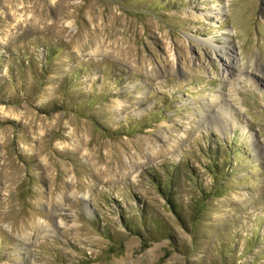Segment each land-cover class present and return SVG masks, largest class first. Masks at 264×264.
<instances>
[{"label":"rangeland","instance_id":"1","mask_svg":"<svg viewBox=\"0 0 264 264\" xmlns=\"http://www.w3.org/2000/svg\"><path fill=\"white\" fill-rule=\"evenodd\" d=\"M0 264H264V0H0Z\"/></svg>","mask_w":264,"mask_h":264},{"label":"bare ground","instance_id":"2","mask_svg":"<svg viewBox=\"0 0 264 264\" xmlns=\"http://www.w3.org/2000/svg\"><path fill=\"white\" fill-rule=\"evenodd\" d=\"M232 65H234V62H233V60L231 61L230 59H229V63H228V65H227V67H231ZM226 69V68H225ZM226 71V70H225ZM227 72H228V70H227Z\"/></svg>","mask_w":264,"mask_h":264}]
</instances>
